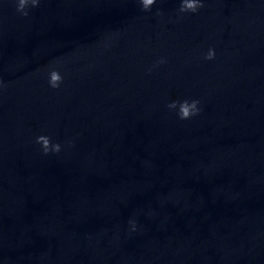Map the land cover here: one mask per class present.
I'll return each instance as SVG.
<instances>
[{
    "label": "clouds",
    "instance_id": "9594fccd",
    "mask_svg": "<svg viewBox=\"0 0 264 264\" xmlns=\"http://www.w3.org/2000/svg\"><path fill=\"white\" fill-rule=\"evenodd\" d=\"M144 10H149L150 7L156 2V0H140ZM31 3L33 7L38 5V0H18L17 3V12H20L22 15L27 16L28 13L25 11L26 6ZM203 7V4L200 0H182L180 11L181 12H196L199 8ZM215 58V50L209 49L205 59L212 60ZM63 77L61 76L58 70L53 69L49 73V85L52 88H58L62 82ZM199 101L198 100H183V101H173L168 107L169 109L178 108V116L181 120H186L199 114ZM37 143L41 144L43 152L47 154L50 150L54 152H59L61 150L60 144H52L51 140L47 136L37 137Z\"/></svg>",
    "mask_w": 264,
    "mask_h": 264
}]
</instances>
